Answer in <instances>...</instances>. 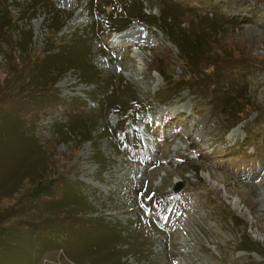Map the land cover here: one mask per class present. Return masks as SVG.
I'll list each match as a JSON object with an SVG mask.
<instances>
[{
  "label": "rangeland",
  "instance_id": "rangeland-1",
  "mask_svg": "<svg viewBox=\"0 0 264 264\" xmlns=\"http://www.w3.org/2000/svg\"><path fill=\"white\" fill-rule=\"evenodd\" d=\"M83 1L52 0L55 9L66 12L60 21L71 15L61 32L53 35L46 27L48 9H31L33 0H0V12L6 8V14L14 18L31 17L23 23L31 28L33 58L50 47L53 36L58 45L74 32L89 33L91 26L101 24L105 30L90 52L91 64L101 77L98 84L81 77L77 68L71 69L54 86L59 103L54 95L48 96L34 125L20 130L17 121L0 119V197L15 192L0 202V208L13 203L18 190L55 171L66 177L86 205L81 209L69 195L56 204L29 207L25 213L41 219L63 211L75 216L74 220H93L91 229L72 226L59 243L53 237L45 242L29 236L27 241H16L13 232L3 241L0 264H264V147L239 146L258 107H264V71L226 70V63L237 56L244 64L248 61L264 68V2L139 0L156 17L168 3L180 28L196 29L209 39L210 55L199 64L201 76L193 80L190 68L161 31L133 22L120 32L107 33L104 16L87 17L82 7L77 8ZM117 10L122 14L121 8ZM121 32L128 41L115 40ZM12 36L16 37L14 32L0 33V82L12 73L17 60L27 58L9 46ZM156 66L163 74L152 70ZM212 69L245 86V101H234V106L228 102L234 107L228 110L213 107L210 97L201 98L198 85L213 81L208 76ZM49 79L51 74L39 70L28 89ZM109 88L111 97H107ZM127 93L136 99L127 115L116 109L99 110L104 96L125 99ZM80 104L83 107L75 111ZM236 108L246 119L232 116ZM73 113L92 119L98 151L91 142H80L67 132ZM118 126L122 131L113 139L111 130ZM105 131L109 136L103 135ZM95 151L104 164L94 161ZM147 194H156L158 199L143 214L141 198ZM139 214L149 218L139 223H152L159 235L148 250L150 256L138 261L127 245L116 242H132L138 234ZM229 214L243 222L240 227L234 226ZM243 234L256 243V251L238 249Z\"/></svg>",
  "mask_w": 264,
  "mask_h": 264
},
{
  "label": "trees",
  "instance_id": "trees-1",
  "mask_svg": "<svg viewBox=\"0 0 264 264\" xmlns=\"http://www.w3.org/2000/svg\"><path fill=\"white\" fill-rule=\"evenodd\" d=\"M257 1L264 2V0ZM33 3L34 4L30 7L31 9L39 7L49 10L45 21L46 27L51 30L53 35L61 32L65 26V20L71 17V15L68 14L65 19L60 21V18L64 17L66 12L55 9L52 0H33ZM110 6H113V10L112 12L111 10L107 12V8ZM79 7L85 10L87 17L97 18L98 16H104L105 26H108L106 30L107 33L120 32L128 28L133 22L147 25L149 28L158 29L167 37V40L176 47L179 58L190 68L191 76L195 77L193 80L201 76L202 72L199 64L204 60L207 61L208 55H210L207 54L208 51H210V49L207 48L210 44L209 39L206 38L201 31H196V29L188 27L185 30L180 28V22L176 21L177 15L174 12L175 10L171 9L168 3L163 4L160 9V14L157 17L150 12H146L139 0H84L77 8ZM117 7L121 8L122 14L116 13L118 12ZM6 12V8L3 12H0V33L14 32L16 37L14 38V36H12L10 38L9 46H13V50L15 51H21L27 54V58L23 61L17 60V63L12 66V73L4 79L5 81L0 82V119L11 118L14 120V123L17 121L21 130L24 127L27 128L34 125L35 121L41 117L42 110L44 109V101L48 102L47 97L54 95V86L66 71L77 68L78 74L90 80L88 82L92 83V81H94L96 84L100 82V74L91 64L90 52L93 44L99 43L98 40L102 37L105 30H102L101 24L99 28L91 26V31L89 33L80 32L77 34V32H74L67 42L64 41L58 45L54 43L55 41L53 39L55 36H53L50 39V42H52L49 45L50 47L40 51V53L33 58L30 54L32 45L31 28L30 25L23 23L24 20L27 22L30 21L31 17L21 16L14 18L13 16L7 15ZM20 23H22V25H20ZM239 58L241 57L237 56L234 60L227 62L226 70L234 68L236 70L241 69L243 72L264 71V68L258 63L255 64L247 61L244 64L238 60ZM207 63L209 66L212 65L210 62ZM212 68H214V66ZM39 70L46 74H51V79L47 80L45 84L35 85L28 89L29 80L32 79L34 74ZM152 70H156L158 73L163 74L162 69L158 66L152 68ZM210 73L211 74L208 76L212 77L213 81H201L202 84L198 85V90H200L199 96L201 98L206 99L210 97V103L213 107L219 106L222 109L228 108V110L234 108L228 106V102H231L234 106V101L237 103L240 101L239 104L245 101V96L243 95L245 86L241 85L240 87L231 75L225 76L222 71L218 74L217 71H213L212 69ZM86 82L87 81H85V83ZM118 85L120 84L118 83ZM195 87H197V85ZM111 93L112 90L109 88V92L107 93V95H109L107 97H111ZM53 97L55 98L54 101H56L57 97L55 95ZM107 97L104 96L99 103L100 111L102 107H104L108 111L116 109L115 112H121V115H127L131 105L136 104V99H132L131 94L128 93L127 96L125 95V99L122 96H117V98L113 100ZM106 99H108L109 105L105 103ZM57 103H59L58 100L56 101V104ZM247 104L248 102H245L244 106L246 107ZM81 106L80 104L74 110L78 111ZM258 109L259 111L255 119L252 120L251 125L246 127V136L239 146H250L255 150L264 147V107L262 109L258 107ZM235 111L237 112L232 116L238 118V121L246 119V116L241 117L242 115L240 113L242 111L238 110V108H236ZM67 126L69 130L67 131L68 133L74 134L80 142H91L94 148L97 151L99 150V145L94 142V137H92L94 128L90 117L82 113H73ZM111 131L112 134H110V136L115 139V135L121 132L122 128L120 129L118 126ZM67 132L64 133L68 134ZM103 135L109 136V133L105 131ZM134 148L138 149L141 147L135 145ZM97 155L100 154L95 151L93 157L94 161L100 165L104 164L105 160ZM28 185L29 186L23 188L20 192L18 190V194L13 203L0 208V249L1 246H3V241L13 232H16V241H27V238L31 237L30 239L33 241L35 238H41V240L45 242L47 237H53L55 238V242L59 243V237H67L70 233L69 229L72 226L74 229H91L88 227H90L89 224L93 220L85 218L74 220L75 216L64 215L63 211L52 213V215L41 219H36L25 213L29 207L56 204L66 199L69 195L73 196L77 205L83 209L87 201L80 196L78 191H73L71 185L68 184L66 177L63 176L62 173L58 174L53 171L51 174H44ZM13 193L9 196L0 197V202L6 197H11ZM141 199L145 202L144 207L141 209V212L144 214V210L150 211L153 209L158 195H142ZM227 217L230 218L234 226L240 227V224L243 223L240 220L238 221V218L231 214ZM143 218L144 220H149L148 217H143L142 214L137 216L138 224L135 225V228L138 234L132 236V242H116L117 245L120 246L127 245L128 251L135 253L138 261L139 259H145L147 256H150L148 250L156 237V233H158L152 223H149L148 226L141 225L139 222L143 221ZM96 225L100 224L98 223ZM143 227L147 230L146 233H144V230V232L140 231V228ZM116 237L117 239H115L119 240V236ZM50 245H52V243H50ZM238 249L249 252L257 250L256 243L246 234L241 236ZM111 253L116 254L118 251L113 250ZM249 264L263 263L251 262Z\"/></svg>",
  "mask_w": 264,
  "mask_h": 264
},
{
  "label": "bare ground",
  "instance_id": "bare-ground-1",
  "mask_svg": "<svg viewBox=\"0 0 264 264\" xmlns=\"http://www.w3.org/2000/svg\"><path fill=\"white\" fill-rule=\"evenodd\" d=\"M115 40H120V41H128V37H127V34L124 33V32H121L119 34H117V36H115Z\"/></svg>",
  "mask_w": 264,
  "mask_h": 264
},
{
  "label": "water",
  "instance_id": "water-1",
  "mask_svg": "<svg viewBox=\"0 0 264 264\" xmlns=\"http://www.w3.org/2000/svg\"><path fill=\"white\" fill-rule=\"evenodd\" d=\"M178 188H179V186H176V187H175V190H178Z\"/></svg>",
  "mask_w": 264,
  "mask_h": 264
}]
</instances>
